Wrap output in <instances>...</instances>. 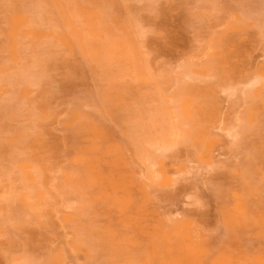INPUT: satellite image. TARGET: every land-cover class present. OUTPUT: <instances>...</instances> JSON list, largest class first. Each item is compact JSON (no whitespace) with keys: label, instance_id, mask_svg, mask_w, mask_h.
Segmentation results:
<instances>
[{"label":"rangeland","instance_id":"obj_1","mask_svg":"<svg viewBox=\"0 0 264 264\" xmlns=\"http://www.w3.org/2000/svg\"><path fill=\"white\" fill-rule=\"evenodd\" d=\"M152 263L264 264V0H0V264Z\"/></svg>","mask_w":264,"mask_h":264},{"label":"bare ground","instance_id":"obj_2","mask_svg":"<svg viewBox=\"0 0 264 264\" xmlns=\"http://www.w3.org/2000/svg\"><path fill=\"white\" fill-rule=\"evenodd\" d=\"M96 2V1H95ZM2 4V3H1ZM64 7V6H63ZM7 9V8H6ZM61 10V9H60ZM104 10V9H103ZM55 14V13H54ZM56 15V14H55ZM58 17V16H57ZM100 17V16H99ZM30 21V20H29ZM26 26V25H25ZM133 26V25H132ZM28 28V27H27ZM53 29V28H52ZM135 31V30H134ZM60 32V31H59ZM19 39V38H18ZM20 40V39H19ZM42 40V39H41ZM19 43V42H18ZM75 51V50H74ZM137 54H139V53H137ZM52 56V55H51ZM56 56V55H55ZM49 57V56H48ZM50 60V59H49ZM44 63V62H43ZM60 64V63H59ZM45 65V64H44ZM139 65H141V66H143V64H139ZM57 67V66H56ZM137 67V66H136ZM53 68V67H52ZM53 69H56V68H53ZM144 72V71H143ZM33 84V83H32ZM191 89V88H190ZM198 89V88H197ZM194 90V89H193ZM196 90V89H195ZM197 91V90H196ZM208 102H210V101H208ZM207 102V103H208ZM213 104V103H212ZM204 106V105H203ZM205 110H206V108H204ZM207 109H208V107H207ZM165 111V110H164ZM174 111V110H173ZM79 120H80V118H79ZM82 122V121H81ZM85 122H86V120H85ZM75 123V122H74ZM78 123V122H77ZM174 123V122H173ZM198 123V122H197ZM73 124V123H72ZM75 125V124H74ZM174 127H177V125L176 126H174ZM205 129H206V127H204ZM167 129V128H166ZM79 130V129H78ZM77 130V131H78ZM81 131V129L79 130V132ZM208 131V130H207ZM83 132V131H82ZM81 132V133H82ZM82 134H85V133H82ZM82 134H80V135H82ZM178 134V133H177ZM177 138V137H176ZM112 140V139H111ZM100 143V142H99ZM101 145V144H100ZM103 147V146H102ZM22 161V160H21ZM33 168V167H32ZM130 170V169H129ZM33 171V170H32ZM135 177H137V176H135ZM139 179V178H138ZM137 180V179H136ZM139 181V180H138ZM109 191V190H108ZM138 194V193H137ZM135 195H136V193H135ZM152 199V198H151ZM131 206V205H130ZM149 208V207H148ZM113 209V208H112ZM130 210H131V208H129ZM245 212V211H244ZM247 213V212H246ZM249 214V213H248ZM249 217V216H248ZM247 219V218H246ZM247 221H249L248 219H247ZM244 222V221H243ZM165 223V222H164ZM249 223V222H248ZM115 224V223H114ZM113 225V224H112ZM173 225V224H172ZM166 226V225H165ZM176 226V225H175ZM167 227V226H166ZM113 228H114V226H113ZM170 228V227H169ZM175 228H177V227H175ZM174 228V229H175ZM172 229H173V227H172ZM118 231V230H117ZM116 231V232H117ZM123 231V230H122ZM166 231H167V229H166ZM237 231V230H236ZM123 232H125V231H123ZM128 232V230L126 231V233ZM239 234V233H238ZM174 237V236H173ZM173 237H171V238H173ZM176 238H178V236H175ZM116 238V237H115ZM115 240V239H114ZM163 240H164V238H163ZM173 240H174V238H173ZM176 240V239H175ZM171 242V241H170ZM169 242V243H170ZM197 242H198V240H197ZM198 244V243H197ZM161 245V244H160ZM167 245V244H166ZM161 247H162V245H161ZM162 249V248H161ZM208 250V249H207ZM174 251V250H173ZM211 252V251H210ZM157 253V252H156ZM177 253V252H176ZM179 253V252H178ZM245 253H246V251H245ZM108 254V253H107ZM171 255V254H170ZM210 255V254H209ZM212 255V254H211ZM107 257V256H106ZM206 259H209V256H208V258H206ZM155 260V259H154ZM154 260H153V262H154ZM109 261V260H108ZM153 264V263H152ZM204 264V263H203ZM262 264V263H261Z\"/></svg>","mask_w":264,"mask_h":264}]
</instances>
